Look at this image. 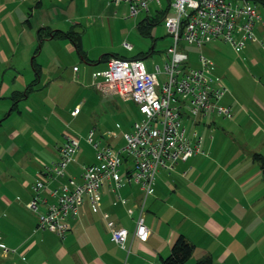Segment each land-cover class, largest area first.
<instances>
[{
    "label": "crops",
    "instance_id": "crops-1",
    "mask_svg": "<svg viewBox=\"0 0 264 264\" xmlns=\"http://www.w3.org/2000/svg\"><path fill=\"white\" fill-rule=\"evenodd\" d=\"M96 2L113 4L107 0H0V234L2 242L14 250L8 254L0 251V263L163 264L162 259L183 234L195 245L185 264H196L205 256H211L215 264H264V176L253 158L254 152L264 155V27L258 24L254 28L256 40L247 41L244 52L259 80L254 76L250 88L230 89V103L223 98L221 103L233 111L229 127L220 122L217 125L216 113L196 121L205 137L204 154L180 161L173 170L159 169L149 195L139 184L128 181L132 165L125 157L120 170L124 184L114 190V183L108 181L97 209L88 200L81 203L78 214L69 220L71 228L64 238L38 228V214L29 207L33 185L42 178L45 166L59 159V147L67 136L78 137L72 130L63 134L54 128L52 118L67 121L71 127L90 106L93 127L85 137L93 132L96 141L121 150L126 142L124 134L142 117L134 101L101 91L94 81L88 83L94 72L108 68L111 56H126L102 54L94 59L85 53L79 25ZM257 3L264 7V0ZM141 13H145L141 23L155 19L151 10ZM49 30L76 31L81 36L82 52L71 39ZM61 52L82 61L77 71L74 66L79 85L74 91H63L67 59L64 61ZM151 53L153 48L144 58ZM102 62L106 68H92ZM234 72L239 74L237 69ZM43 80H50L46 84L49 90L54 81L62 86L57 85L58 91H44ZM32 83L34 89L25 94ZM91 85L97 90L81 89ZM126 105L139 119L121 134L115 128L124 125L112 123L110 116L124 115ZM76 108L79 111L74 115ZM70 116L72 123L67 120ZM77 153L68 167L76 161ZM94 162L81 164L77 172L68 173L67 168L59 181L78 176L83 166ZM59 181L47 184L48 188ZM118 194L126 204L119 201ZM142 206L151 230L147 241L133 235ZM44 210L41 206L40 211ZM105 212L118 226L129 230L127 248L112 239Z\"/></svg>",
    "mask_w": 264,
    "mask_h": 264
},
{
    "label": "built area",
    "instance_id": "built-area-1",
    "mask_svg": "<svg viewBox=\"0 0 264 264\" xmlns=\"http://www.w3.org/2000/svg\"><path fill=\"white\" fill-rule=\"evenodd\" d=\"M113 4H127L130 16L149 11L152 3L162 7V0H107ZM175 8L174 15L166 13L164 23L173 43L167 49L170 61L162 69L155 66L148 71L142 59L109 58L108 68L93 73L95 86L101 91L119 94L134 101L142 115L129 132L124 134L125 146L116 150L110 145L94 139L91 132L87 141L95 149L96 162L83 166L78 176H70L61 182L67 168L80 149V139L67 136L59 147V159L46 165L42 178L33 185L34 195L29 207L38 214V228L54 231L64 238L71 226L70 218L79 212V206L88 200L94 209L99 208L103 188L108 181L117 190L124 184L120 170L124 158L131 161V172L127 177L140 185L149 195L153 190L157 172L161 168L173 169L180 161L204 154L203 133L188 130L184 118L207 117L214 113L232 116L231 109L221 102L229 91L226 83L214 76V64L200 55L199 67L189 64V54L183 42L205 45L212 40L230 42L238 51L247 41L256 40L255 26L264 27V11L259 0H167ZM124 46L131 50L133 45ZM77 69V67L75 68ZM160 75L165 79L160 80ZM97 79H101L100 81ZM79 111L76 108L73 114ZM197 120L193 121L196 125ZM58 182L55 187L47 184ZM121 203L126 199L118 194ZM44 206L45 210L40 211ZM129 214L133 209H128ZM104 220L112 239L123 248L128 247L130 232L118 226L109 213ZM151 230L145 222L142 206L135 220L133 235L147 241ZM0 251H14L2 242Z\"/></svg>",
    "mask_w": 264,
    "mask_h": 264
},
{
    "label": "rangeland",
    "instance_id": "rangeland-1",
    "mask_svg": "<svg viewBox=\"0 0 264 264\" xmlns=\"http://www.w3.org/2000/svg\"><path fill=\"white\" fill-rule=\"evenodd\" d=\"M162 1V7H158L155 4L151 5V16L158 19L155 23L151 24L145 22L146 28L144 29L141 28V21L143 20L145 13H141L136 17H131L129 6L126 4H111L110 6H107L105 4H99L96 2L94 9L90 12L89 17L82 19V21L80 20L82 23L79 25V33L82 35L84 40L85 53H87L91 58L98 59L102 54L119 53L121 55L134 56L140 54L141 52H149L153 48V53L143 59L145 66L148 71L154 70L156 65H159L163 69L166 63L170 61L166 51L173 43V38L167 32V28L164 23V17L167 12L168 15H174L175 8L169 7L167 0ZM260 8L261 10L264 9L262 5ZM126 42L133 45L132 50H129L124 46ZM183 47L185 51L188 52L190 57L189 64L193 67L200 66V55H204L210 61H212L215 66L213 71L214 76L216 78L222 79L228 86L229 91L230 89L234 90L236 88L240 90L241 87L250 88V86H252L254 76H257L259 80L257 71L253 70L254 68L251 66V61L245 54L246 51L244 52L246 45H244V47L238 51L230 42L217 39L212 40L211 42L202 46L189 44L184 41ZM261 51L259 52L261 53ZM61 54L64 61L67 59V65H63V67L65 66V79L62 82L64 85L63 91H74L76 90V87H79L77 80L75 79L76 72L74 71V66H77V68L81 66V58H78L79 61L76 62L75 57L73 58L70 55H66L65 52H61ZM98 66H100L99 68L102 69L106 68L104 62L99 63L92 68L95 69ZM234 69H237L239 74L236 75ZM164 79L165 77L160 75V80L163 81ZM91 81H94L93 76L89 78L88 83L90 84ZM1 82L2 79L0 67V83ZM49 82L50 80H43L42 85H44V91H58L57 87L59 85L62 86L60 81H54L52 84H50L51 89L49 90L46 88V84H49ZM81 82V84H84L83 81ZM81 87L83 91H93V89H96L92 85L88 87L87 90H84L83 86ZM226 95L224 97L230 103V98L228 95ZM48 104L51 106L52 102L49 100ZM231 113L233 116V111H231ZM221 115L223 114L214 116V119H216L218 122L217 125L220 126V123H224L226 127H229L231 120L233 119L232 116H226L228 118H226L225 121L223 119L224 117ZM91 117L92 113L90 112L89 106L82 110L77 120L75 119L73 123L71 122L72 116L67 118V120L72 123L71 127L70 123L67 121L65 122L62 120V123H60L54 118L51 120L53 127L58 128L63 134L65 130H72V133L77 135L81 140L80 149L76 155V161L70 167H68V173L77 172L81 164L95 161V149L93 145L87 141V137H85L87 136L90 128L93 127L89 121ZM205 118L206 117L197 119L184 118V124L188 130L191 128L200 132L199 129H202L200 128L201 125H194L193 121L198 119L204 120ZM136 119H139V117H137L135 111L129 109L128 105H126V113L124 115L119 116L118 113H112L110 116L112 123L115 121H120V123L124 125L122 129L115 128L117 132L120 130L119 133L125 131V128L130 123L132 124ZM207 132L209 131L207 130ZM210 134L212 133L209 132L208 135Z\"/></svg>",
    "mask_w": 264,
    "mask_h": 264
},
{
    "label": "trees",
    "instance_id": "trees-1",
    "mask_svg": "<svg viewBox=\"0 0 264 264\" xmlns=\"http://www.w3.org/2000/svg\"><path fill=\"white\" fill-rule=\"evenodd\" d=\"M166 12H167V10H166ZM157 19L158 18L147 19L148 24L155 23L157 21ZM141 28H143V29L146 28L145 21H143L141 23ZM49 33L50 34L55 33L56 35L71 39L75 44H77L78 49L80 51L82 50L81 36L76 31H73V30L60 31V30H58V31L52 32L49 30ZM150 52H146L145 55H143L144 53H142V54L136 55L134 57H126V56H119V55H115V56H118L121 58H126V59H139V58L143 59ZM34 85H35V83L30 84L28 89L25 91V94L32 91L34 89ZM253 158L255 161H257L260 164V167L262 169V173L264 176V155L262 153H259V152H254ZM194 251H195V245L191 241H189L185 235L180 234L176 238L174 243L172 244L171 253L167 257L162 259L163 264H185L192 257V255L194 254ZM196 264H215V262L211 256H205V257L197 260Z\"/></svg>",
    "mask_w": 264,
    "mask_h": 264
}]
</instances>
